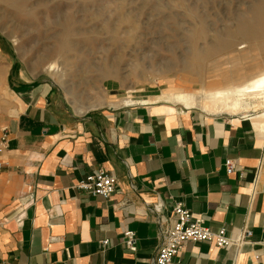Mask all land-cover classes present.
<instances>
[{
	"label": "crops",
	"instance_id": "0c3cea01",
	"mask_svg": "<svg viewBox=\"0 0 264 264\" xmlns=\"http://www.w3.org/2000/svg\"><path fill=\"white\" fill-rule=\"evenodd\" d=\"M8 54L0 46V264H148L176 204L213 232L247 226L252 237L239 250L190 243L172 264H264V124L254 115L152 100L78 115L52 85L12 78ZM100 169L116 179L109 200L74 188Z\"/></svg>",
	"mask_w": 264,
	"mask_h": 264
},
{
	"label": "rangeland",
	"instance_id": "374dc122",
	"mask_svg": "<svg viewBox=\"0 0 264 264\" xmlns=\"http://www.w3.org/2000/svg\"><path fill=\"white\" fill-rule=\"evenodd\" d=\"M255 16L264 0H0V46L12 78L52 85L82 115L264 75V25L237 34Z\"/></svg>",
	"mask_w": 264,
	"mask_h": 264
},
{
	"label": "built area",
	"instance_id": "2783aa9c",
	"mask_svg": "<svg viewBox=\"0 0 264 264\" xmlns=\"http://www.w3.org/2000/svg\"><path fill=\"white\" fill-rule=\"evenodd\" d=\"M6 150L7 139L3 135L0 138V173L4 167L3 158ZM224 166L228 175L233 174L235 171V165L232 160H226ZM74 188L89 196L109 200L115 193L116 179L105 170L100 169L94 174L77 181ZM254 195L255 189L253 188L250 192V197L253 198ZM172 212L176 217L175 224L171 230L165 232L161 245L148 264H172L173 259L190 243L211 242L219 250L228 247L239 250L251 244L252 231L247 226L241 228L237 235L232 236L228 235L224 228L217 232L211 231L204 226L201 218H195L181 204H176ZM121 239L125 248L131 252L136 251V236L133 231L125 230ZM106 246L107 241L101 243L103 249ZM254 258L257 259L258 257L255 256Z\"/></svg>",
	"mask_w": 264,
	"mask_h": 264
},
{
	"label": "bare ground",
	"instance_id": "6f19581e",
	"mask_svg": "<svg viewBox=\"0 0 264 264\" xmlns=\"http://www.w3.org/2000/svg\"><path fill=\"white\" fill-rule=\"evenodd\" d=\"M253 19L252 22L241 21V23L238 24L237 34L247 38L254 34V27H261L264 25V19L260 20L261 18H259V16H255ZM224 45L226 47V41L221 44V46ZM52 70V67L48 68V71ZM126 99L129 100H123V103L126 104V106H132L133 98L128 96ZM164 100H169L168 102L171 100L173 104L180 105L182 108H194L207 114H225L229 116L244 115V118L254 115L258 127V125L262 126L264 124V114L263 117L261 115L258 116L259 113H264V75L242 87L213 89L208 92L200 91L198 94L177 92Z\"/></svg>",
	"mask_w": 264,
	"mask_h": 264
}]
</instances>
